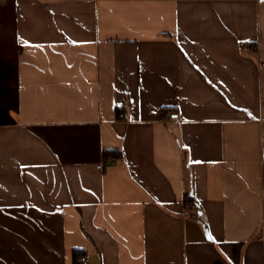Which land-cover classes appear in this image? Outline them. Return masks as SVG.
I'll use <instances>...</instances> for the list:
<instances>
[{
    "label": "crops",
    "instance_id": "0c3cea01",
    "mask_svg": "<svg viewBox=\"0 0 264 264\" xmlns=\"http://www.w3.org/2000/svg\"><path fill=\"white\" fill-rule=\"evenodd\" d=\"M80 257L264 264L262 0H0V264Z\"/></svg>",
    "mask_w": 264,
    "mask_h": 264
},
{
    "label": "trees",
    "instance_id": "16d2710c",
    "mask_svg": "<svg viewBox=\"0 0 264 264\" xmlns=\"http://www.w3.org/2000/svg\"><path fill=\"white\" fill-rule=\"evenodd\" d=\"M121 157V154L119 151L116 150H104L103 151V158H112V159H119ZM79 253H74V260L77 259Z\"/></svg>",
    "mask_w": 264,
    "mask_h": 264
},
{
    "label": "built area",
    "instance_id": "2783aa9c",
    "mask_svg": "<svg viewBox=\"0 0 264 264\" xmlns=\"http://www.w3.org/2000/svg\"><path fill=\"white\" fill-rule=\"evenodd\" d=\"M169 117H170L171 119H177V118H178V114H177V113H170ZM79 263H80V264H86V259H85V257H80V258H79Z\"/></svg>",
    "mask_w": 264,
    "mask_h": 264
},
{
    "label": "snow or ice",
    "instance_id": "6c2138e0",
    "mask_svg": "<svg viewBox=\"0 0 264 264\" xmlns=\"http://www.w3.org/2000/svg\"><path fill=\"white\" fill-rule=\"evenodd\" d=\"M262 2H264V0H262Z\"/></svg>",
    "mask_w": 264,
    "mask_h": 264
}]
</instances>
